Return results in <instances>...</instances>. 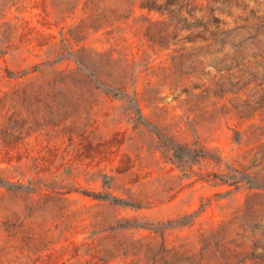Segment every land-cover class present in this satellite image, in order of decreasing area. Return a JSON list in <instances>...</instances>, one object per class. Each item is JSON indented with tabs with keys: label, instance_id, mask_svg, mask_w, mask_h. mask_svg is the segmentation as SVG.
I'll return each instance as SVG.
<instances>
[{
	"label": "rangeland",
	"instance_id": "rangeland-1",
	"mask_svg": "<svg viewBox=\"0 0 264 264\" xmlns=\"http://www.w3.org/2000/svg\"><path fill=\"white\" fill-rule=\"evenodd\" d=\"M0 264H264V0H0Z\"/></svg>",
	"mask_w": 264,
	"mask_h": 264
},
{
	"label": "trees",
	"instance_id": "trees-1",
	"mask_svg": "<svg viewBox=\"0 0 264 264\" xmlns=\"http://www.w3.org/2000/svg\"><path fill=\"white\" fill-rule=\"evenodd\" d=\"M242 177H244V176H242ZM94 197H96V198H101V196H99L98 194L95 195ZM120 201H121V200H117V199H114V200H113V202H115V203H120Z\"/></svg>",
	"mask_w": 264,
	"mask_h": 264
}]
</instances>
